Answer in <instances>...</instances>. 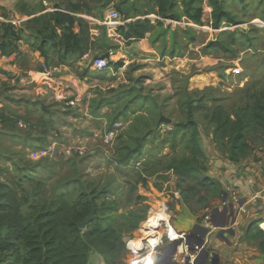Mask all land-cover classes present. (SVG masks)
Here are the masks:
<instances>
[{"label":"rangeland","instance_id":"obj_1","mask_svg":"<svg viewBox=\"0 0 264 264\" xmlns=\"http://www.w3.org/2000/svg\"><path fill=\"white\" fill-rule=\"evenodd\" d=\"M69 1L74 2L54 0L53 3L68 6ZM41 2L36 8L41 9ZM83 2L93 8L92 14L97 17L82 16L90 26L106 27L112 47L108 52L95 45L100 34L95 30L91 31L95 43L91 42L90 53L71 68L53 67L42 72L44 60L37 52L30 54V49L27 55H16L17 59H11L10 63L18 68L15 72L10 71V64L0 61L9 70L0 68V116L9 118L0 123V181L11 183L21 178L29 182L32 173L36 176L33 180L47 181L45 192L49 198L54 190L74 182L75 186L70 190L74 196L82 188L98 193L107 190V194H101L99 203L115 202L119 214L135 211L145 215L144 210H147L148 217L167 202L176 229L188 232L192 230L191 222L182 212L190 213L203 224L208 212L225 208L223 199L219 198L212 200L205 209L199 200L206 193L197 195L196 191L188 193L189 203L185 205L178 178L169 171L174 159L188 154L183 144L174 148L170 133L176 125H185L192 120L199 126L200 145L207 156L208 172L205 174L221 181L226 195L237 192L242 196L238 184L247 181L248 196L256 200L248 207L251 218H256L254 223L262 228L264 130L248 134L247 141L252 149L241 161L233 162L219 151L208 115L215 105L238 106L244 101L246 91L264 87V0H246L245 3L228 0L226 8L240 24L228 27L223 23L219 30L210 27L213 22L210 0H205L204 27L162 20L167 30L178 31L181 42L187 44L184 58L162 57L159 51L164 44H152L150 35L145 41L147 44L148 40L150 45L127 46L118 37L122 25L104 24L107 10L102 9L104 0ZM112 7L118 11L117 4ZM12 8L8 14L0 11L3 13L0 16L8 19L6 24L17 23L18 12ZM187 26L194 27L197 42L188 44L183 39L181 32ZM0 29L1 42L5 30ZM235 31L239 32L237 38L243 42L236 46L237 59L231 53L205 50L220 36L230 41L229 35H223V32ZM23 42L22 47L28 50V44ZM167 42L170 52V34ZM107 54L110 55L109 67L97 71V60ZM119 62H124V67L116 70L114 65ZM20 68L23 70L18 73ZM191 100H195L196 105L203 100L206 107L192 115L187 108ZM162 117L172 123L161 122ZM15 120L17 123L10 125ZM128 149L137 151L130 157ZM42 151L47 155L36 157ZM187 186L194 188L195 184ZM24 188L31 189L28 184ZM211 195L206 197L211 200ZM145 222L126 237V244L141 238ZM245 230L242 228L239 233L241 237ZM252 232L256 234V230ZM253 234L247 236L243 246L237 245L235 264H264L259 246L262 238H255ZM207 250L215 252L210 245ZM133 257L127 249L118 264H129Z\"/></svg>","mask_w":264,"mask_h":264},{"label":"trees","instance_id":"obj_2","mask_svg":"<svg viewBox=\"0 0 264 264\" xmlns=\"http://www.w3.org/2000/svg\"><path fill=\"white\" fill-rule=\"evenodd\" d=\"M227 1L209 2L213 21L210 27L214 30L221 29L223 23H227L228 27L240 24L226 8ZM111 4L112 0H104L103 11ZM54 8L56 11L22 23L18 28L0 22V28L5 30L0 42V56L22 55L18 44L25 41L44 60V66L40 68L42 72L53 67L71 68L90 53L91 42L95 43L91 31L95 30L100 33L95 45L105 52L112 48L106 27L93 28L82 17L97 18L92 14L93 8L86 2L69 1L68 6L58 4ZM204 8L205 0H121L117 9L124 21L142 19L120 26L119 34L127 46L141 42L150 35L152 44H164L159 51L162 57L184 58L187 44L181 42L178 31L167 30L162 20L204 27ZM151 16L157 19L154 21ZM99 17L102 18L101 15ZM227 33L223 32V35H229L230 41L220 36L216 42L209 43L205 50L231 53L237 59L236 46L243 42L237 38L238 31ZM169 34L170 52L167 42ZM181 34L188 44L197 42L198 34L194 27L187 26ZM122 67L124 62L114 65L116 70ZM255 89L246 91L244 101L238 106L227 108L217 104L211 109V115H208L219 151L227 154L233 162L241 161L252 149L247 141L248 134L264 130V87L261 90ZM205 107L203 100L197 105L195 100H191L187 105L192 115ZM7 120L9 118L0 116V123ZM17 120L10 125H15ZM170 134L174 148L183 144L188 153L187 156L174 159L169 167V171H173L178 178L183 203H189L188 193L191 191H196L197 195L206 193L199 200L204 203L205 209L209 208L212 200L224 199L226 190L223 183L205 174L208 172L207 156L200 145L198 124L190 120L188 124L176 125ZM136 151L128 149L130 157ZM30 175L36 177L32 173ZM33 178L29 182L21 178L11 183L0 181V264H45L46 260L48 264H88L94 251L101 254L107 264H118L127 251L126 237L137 231L148 218L147 210H144L145 215L135 211L119 214L115 202L104 201L100 204L101 194H107V190L98 193L94 189L88 192L82 188L74 196L70 190L74 188L75 182L54 190L49 198L45 192L47 181ZM25 184L31 189L25 190ZM188 184L195 186L185 187ZM210 193L211 200L206 197ZM139 200H144V197H139ZM94 204L98 217L86 230H81L79 225L90 215ZM258 237L263 239L261 250L264 252V232L260 228L255 238Z\"/></svg>","mask_w":264,"mask_h":264},{"label":"built area","instance_id":"obj_3","mask_svg":"<svg viewBox=\"0 0 264 264\" xmlns=\"http://www.w3.org/2000/svg\"><path fill=\"white\" fill-rule=\"evenodd\" d=\"M105 25H123V17L119 11L113 7L108 8L106 11ZM115 27V26H113ZM114 30V28H109ZM109 67V61L106 58H99L96 62V70L99 72L105 71ZM47 152L42 151L36 154V157L46 156ZM227 198L223 199V204L227 209V214L217 217L214 222L218 225H226L224 230L234 228L242 215L246 214L247 209L243 204V197L237 192L226 195ZM161 209L165 214L169 215V220H155V222L149 225L148 229L143 236L139 239L129 240L127 242V249L134 257L130 260L129 264H203L205 256L203 250H207L206 245L204 248L199 247L197 241L191 239L192 233L180 232L173 224V217L171 215V209L168 203L164 202L161 205ZM223 212V211H222ZM151 214V213H150ZM214 218V217H213ZM236 220L234 226L231 225L233 220ZM148 216L147 221H150ZM212 221V217H209V221L206 228L215 227ZM262 227V225H261ZM264 230V229H263ZM194 236V235H193ZM177 245L176 252L172 254V247ZM212 255V253L210 252ZM212 258L210 257L209 264H211Z\"/></svg>","mask_w":264,"mask_h":264},{"label":"crops","instance_id":"obj_4","mask_svg":"<svg viewBox=\"0 0 264 264\" xmlns=\"http://www.w3.org/2000/svg\"><path fill=\"white\" fill-rule=\"evenodd\" d=\"M40 1H42L41 3L43 6L41 7V9H38L36 7H37L38 3H40ZM77 1L83 2L84 0H74V2H77ZM120 1L121 0H112V4L110 7H112V5L119 4ZM53 2H54V0H0V11L3 10V11H5L6 14H8L7 13L8 10H11V12H12V9H13L12 7L16 8L17 9L16 11L18 12V13H16V15L18 17L17 23H13V22H11V20H9V22H11L12 25L15 24V27L18 28V26L22 23H25L31 19H34V18L39 17L41 15H44L45 13L56 11V9L54 7H52V4L54 6H56L57 4H55ZM110 7H108V8H110ZM9 8H12V9H9ZM108 8H107V10H108ZM0 14H3V13H0ZM150 18L154 21L157 19L155 16H151ZM138 19H142V18H138ZM138 19H131L129 21H123L125 23L122 26H124L127 23L134 22ZM0 20L3 21V23H8V19L4 18V16H2V15L0 16ZM118 37L122 40L121 42H123V41L126 42L125 39L121 35H119ZM146 39L142 40L141 42L134 43L133 45L134 46L142 45L144 47L147 44L150 45L148 40H147V44H146V42H145ZM23 43L24 42L21 41L19 44L20 45L19 48H20L22 55H27L29 53V49H30V54H33V55L36 54V52L33 53L34 51L28 45H27L28 50H25L26 47H24V46L22 47ZM133 45H131V46H133ZM37 54H39V53L37 52ZM16 55H18V54H14L10 57L0 56V61L2 63H5V64L6 63L10 64V66H8V67H10V69H11L10 71H13V72H15V70H17L18 68L16 65L11 64L10 61H11V59H17L18 56H16ZM0 68L4 69L6 71H9V70H7V67H4V65H1V64H0ZM22 70L23 69L20 68L18 70V73ZM4 74L7 75V73H4ZM246 182L247 181L240 182L238 185L240 186V190H241L242 197L244 200L243 204H245L247 212H246V214H244L240 217L239 222L233 228V232L232 231H226V230L223 231L222 229L213 228V229H208L209 231L205 237L206 247L210 245V247L215 249V252H211V253L219 256L220 264H235L236 259L234 258V254L235 255L238 254L236 252L237 247H238L237 245L239 244V245L243 246L247 242V236L250 237V235L255 233V232H252V230H256V234H253V236H257L258 228H260L259 227L260 224L257 225V223H254L256 218H254V219L251 218L252 217L251 212H250L248 207L251 204L252 205L255 204L256 200H255V198L250 199L251 196H248L250 188L248 189V185H246ZM256 199H257V197H256ZM216 210H218V211H216ZM222 211H223V208L221 207V208H217V209L215 208L214 210H211L210 212H208L207 219L205 220V222L203 221V224H200L199 219L196 217H193V215H191L190 213L187 214V213L182 212V214L185 215L187 217V219L190 220V222H191L190 227L192 230L188 231L187 233H193V230L196 228L197 229L199 228L198 231L199 230L204 231L203 229L206 228V225L209 221V217H212V220L216 221L217 217L221 216ZM262 224H264V222H262ZM197 226H200V227H197ZM242 228H246L245 235L243 233L244 237H241L239 234L241 232ZM260 230H262L264 232V230L262 228H260ZM221 233H223V234L221 235ZM261 243H262V241L259 244L260 249H261ZM263 255H264V253H263ZM88 264H107V262L101 254H99L97 251H94L90 257ZM240 264H244V263H240Z\"/></svg>","mask_w":264,"mask_h":264},{"label":"water","instance_id":"obj_5","mask_svg":"<svg viewBox=\"0 0 264 264\" xmlns=\"http://www.w3.org/2000/svg\"><path fill=\"white\" fill-rule=\"evenodd\" d=\"M104 58L109 59L110 58V55L107 54V55L104 56ZM161 122H164V123H167V124H171L172 123L171 120H169V119H167L165 117H162L161 118ZM226 198H227V196H225V199ZM216 211H218V210H216ZM222 214L223 215H226L227 214V209L223 210ZM97 217H98L97 216V207L94 204L93 207H92V211H91L90 215L79 225V228L81 230H86L88 228V226L97 219ZM210 223H213V225H215V227H217V228L220 227L223 231L225 229L224 227L226 225H229L228 223H226L225 225H218V224H216L214 222V220H212ZM235 223H236V220L234 219L232 221L231 225L234 226ZM197 227H200V226H197ZM198 229L197 228L194 229L192 234H194L195 237L198 239L197 240V244L199 245V247L204 248V246H205V237H206V235H207V233H208L209 230L206 229V228H204V229L202 228L205 232L203 234L199 235L198 234L199 233ZM226 231H232L233 232V228H230L229 230H226ZM222 234L223 233H221V235ZM176 247H177V245H174L172 247V252H171L172 254H174L176 252ZM203 254L205 256V259H204L203 264H209L210 257L212 258L211 259L212 260L211 261V264H220L219 256H217L216 254H212L211 255L208 250H203ZM45 264H48L47 260L45 261Z\"/></svg>","mask_w":264,"mask_h":264},{"label":"bare ground","instance_id":"obj_6","mask_svg":"<svg viewBox=\"0 0 264 264\" xmlns=\"http://www.w3.org/2000/svg\"><path fill=\"white\" fill-rule=\"evenodd\" d=\"M163 219V220H169V215L165 214L164 211L161 209V207H159L158 209H155L154 211L151 212L150 214V221H146L144 223V227L142 232L145 233L146 230L148 229L149 225L153 224L155 222V220H159V219ZM262 228H264V225L262 226ZM143 236V234L141 235V237Z\"/></svg>","mask_w":264,"mask_h":264},{"label":"flooded vegetation","instance_id":"obj_7","mask_svg":"<svg viewBox=\"0 0 264 264\" xmlns=\"http://www.w3.org/2000/svg\"><path fill=\"white\" fill-rule=\"evenodd\" d=\"M204 232H205V231H201V230H199V233H198V234L201 235V234H203ZM193 235H194V234H193ZM193 235H192L191 239H192L193 241H197L198 239L195 237V235H194V236H193ZM260 250H261V249H260ZM261 252L264 253L262 250H261Z\"/></svg>","mask_w":264,"mask_h":264}]
</instances>
